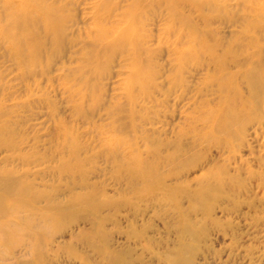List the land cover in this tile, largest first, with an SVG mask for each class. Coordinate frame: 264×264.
<instances>
[{"label": "rangeland", "instance_id": "obj_1", "mask_svg": "<svg viewBox=\"0 0 264 264\" xmlns=\"http://www.w3.org/2000/svg\"><path fill=\"white\" fill-rule=\"evenodd\" d=\"M36 2L34 61L0 0V264H264V0Z\"/></svg>", "mask_w": 264, "mask_h": 264}, {"label": "bare ground", "instance_id": "obj_2", "mask_svg": "<svg viewBox=\"0 0 264 264\" xmlns=\"http://www.w3.org/2000/svg\"><path fill=\"white\" fill-rule=\"evenodd\" d=\"M7 1L11 8V13H10V25L11 26L5 27V29H3L4 30L3 32L6 33L10 41H12L16 45L20 58L23 59L27 55L24 52L25 50L24 47H29L28 56L32 57L34 61H36L35 60L36 59V47H37L36 40L34 39L35 38L34 34L31 31H29L28 29L29 27L27 26L26 21L29 23L33 22L34 20H36V14L40 13L44 17L49 27L57 28L59 19L53 15L50 6L39 5V3L36 2V0H17L15 4L12 3L13 0H7ZM164 1H167L168 4L174 7V3L177 0H164ZM133 28H129L128 30H126V32L124 33L126 35L125 37H131V35H134ZM26 34H31L28 42L24 39V35ZM256 93H257V89L254 92V95ZM221 119L222 118L219 119V122H221L223 127L226 128V127L231 126V118H225V119H222V121ZM4 130H5V127L0 126V131H4ZM2 141H3V138H0V145L3 143ZM11 144L13 145V143ZM16 196L14 197L13 200L12 199L2 200V201L0 200V205L2 206V203H4V205L7 204L12 207L21 206L22 198H20L21 196L20 197H16Z\"/></svg>", "mask_w": 264, "mask_h": 264}]
</instances>
